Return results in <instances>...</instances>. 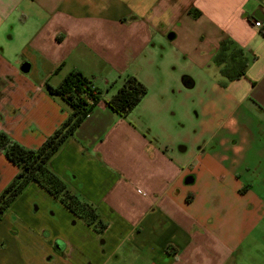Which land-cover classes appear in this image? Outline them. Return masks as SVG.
I'll return each instance as SVG.
<instances>
[{"label": "crops", "instance_id": "obj_1", "mask_svg": "<svg viewBox=\"0 0 264 264\" xmlns=\"http://www.w3.org/2000/svg\"><path fill=\"white\" fill-rule=\"evenodd\" d=\"M254 20L264 0H0V131L38 147L70 112L46 83L91 79L101 99L49 166L108 222L96 233L31 183L0 220V264H264ZM226 39L248 64L222 86ZM127 74L148 92L123 117L106 100ZM17 171L0 152V191Z\"/></svg>", "mask_w": 264, "mask_h": 264}, {"label": "trees", "instance_id": "obj_2", "mask_svg": "<svg viewBox=\"0 0 264 264\" xmlns=\"http://www.w3.org/2000/svg\"><path fill=\"white\" fill-rule=\"evenodd\" d=\"M214 62L221 66L223 80L219 83L222 86L245 76L248 64L242 49L229 39L220 43ZM46 91L51 96H59L68 105L70 112L38 147L28 148L0 131V152L18 169L0 191V220L23 191L34 183L96 233H102L108 227V222L100 215L96 206L73 191L49 166L52 156L73 135L99 102L102 93L94 87L91 79L75 69L70 70L56 86L46 83ZM147 92L143 82L127 74L117 91L106 100V104L112 111L125 117ZM60 248L63 249V245Z\"/></svg>", "mask_w": 264, "mask_h": 264}, {"label": "built area", "instance_id": "obj_3", "mask_svg": "<svg viewBox=\"0 0 264 264\" xmlns=\"http://www.w3.org/2000/svg\"><path fill=\"white\" fill-rule=\"evenodd\" d=\"M254 26L256 27H260L264 29V21H260V20H254Z\"/></svg>", "mask_w": 264, "mask_h": 264}, {"label": "water", "instance_id": "obj_4", "mask_svg": "<svg viewBox=\"0 0 264 264\" xmlns=\"http://www.w3.org/2000/svg\"><path fill=\"white\" fill-rule=\"evenodd\" d=\"M27 66H25V68H26Z\"/></svg>", "mask_w": 264, "mask_h": 264}, {"label": "rangeland", "instance_id": "obj_5", "mask_svg": "<svg viewBox=\"0 0 264 264\" xmlns=\"http://www.w3.org/2000/svg\"><path fill=\"white\" fill-rule=\"evenodd\" d=\"M203 95V94H202Z\"/></svg>", "mask_w": 264, "mask_h": 264}]
</instances>
